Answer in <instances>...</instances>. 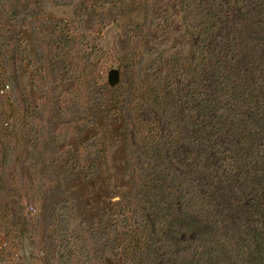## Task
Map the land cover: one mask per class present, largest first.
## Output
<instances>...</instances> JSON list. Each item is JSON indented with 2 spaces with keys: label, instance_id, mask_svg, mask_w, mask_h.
<instances>
[{
  "label": "rangeland",
  "instance_id": "374dc122",
  "mask_svg": "<svg viewBox=\"0 0 264 264\" xmlns=\"http://www.w3.org/2000/svg\"><path fill=\"white\" fill-rule=\"evenodd\" d=\"M192 24L181 0H0V264H132L115 95Z\"/></svg>",
  "mask_w": 264,
  "mask_h": 264
},
{
  "label": "trees",
  "instance_id": "16d2710c",
  "mask_svg": "<svg viewBox=\"0 0 264 264\" xmlns=\"http://www.w3.org/2000/svg\"><path fill=\"white\" fill-rule=\"evenodd\" d=\"M190 50L115 95L132 264H264V0H181Z\"/></svg>",
  "mask_w": 264,
  "mask_h": 264
},
{
  "label": "built area",
  "instance_id": "2783aa9c",
  "mask_svg": "<svg viewBox=\"0 0 264 264\" xmlns=\"http://www.w3.org/2000/svg\"><path fill=\"white\" fill-rule=\"evenodd\" d=\"M8 88V85L7 84H1L0 83V97L4 96V93L6 91V89ZM29 209L30 210H34V208L32 206H29Z\"/></svg>",
  "mask_w": 264,
  "mask_h": 264
},
{
  "label": "water",
  "instance_id": "95a60500",
  "mask_svg": "<svg viewBox=\"0 0 264 264\" xmlns=\"http://www.w3.org/2000/svg\"><path fill=\"white\" fill-rule=\"evenodd\" d=\"M115 73H116L115 70L110 71V74H109L110 78H111V76H112L113 74L115 75Z\"/></svg>",
  "mask_w": 264,
  "mask_h": 264
}]
</instances>
